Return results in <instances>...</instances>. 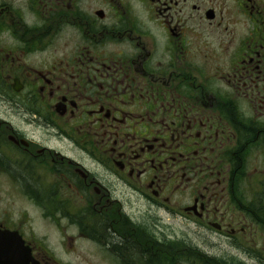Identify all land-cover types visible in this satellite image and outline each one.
<instances>
[{
	"label": "flooded vegetation",
	"instance_id": "1",
	"mask_svg": "<svg viewBox=\"0 0 264 264\" xmlns=\"http://www.w3.org/2000/svg\"><path fill=\"white\" fill-rule=\"evenodd\" d=\"M0 90V264H264V0H0Z\"/></svg>",
	"mask_w": 264,
	"mask_h": 264
},
{
	"label": "rangeland",
	"instance_id": "2",
	"mask_svg": "<svg viewBox=\"0 0 264 264\" xmlns=\"http://www.w3.org/2000/svg\"><path fill=\"white\" fill-rule=\"evenodd\" d=\"M0 91L2 92V90H0ZM0 107H1V111L4 112V117H5V116H6L5 113H6V112H9V111H10V108H8V106H6V105H5V106L0 105ZM216 250H217L216 248H213V249H212V251H216ZM221 251H223V250H221ZM228 262H229L230 264H235V263H233L231 260H230V261L228 260ZM250 264H252V263H250Z\"/></svg>",
	"mask_w": 264,
	"mask_h": 264
},
{
	"label": "water",
	"instance_id": "3",
	"mask_svg": "<svg viewBox=\"0 0 264 264\" xmlns=\"http://www.w3.org/2000/svg\"><path fill=\"white\" fill-rule=\"evenodd\" d=\"M11 239H12V242H21V241H20V237L17 236L16 233H13V232H12V237H11Z\"/></svg>",
	"mask_w": 264,
	"mask_h": 264
},
{
	"label": "bare ground",
	"instance_id": "4",
	"mask_svg": "<svg viewBox=\"0 0 264 264\" xmlns=\"http://www.w3.org/2000/svg\"><path fill=\"white\" fill-rule=\"evenodd\" d=\"M223 252H224V251H223ZM225 263H226V264H230L229 262H226V261H225Z\"/></svg>",
	"mask_w": 264,
	"mask_h": 264
}]
</instances>
